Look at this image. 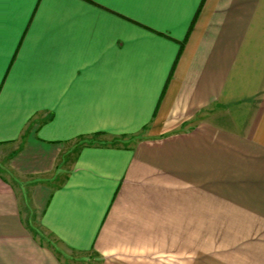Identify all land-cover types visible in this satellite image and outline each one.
<instances>
[{
  "label": "crops",
  "instance_id": "crops-1",
  "mask_svg": "<svg viewBox=\"0 0 264 264\" xmlns=\"http://www.w3.org/2000/svg\"><path fill=\"white\" fill-rule=\"evenodd\" d=\"M0 264H264V0H0Z\"/></svg>",
  "mask_w": 264,
  "mask_h": 264
},
{
  "label": "rangeland",
  "instance_id": "rangeland-1",
  "mask_svg": "<svg viewBox=\"0 0 264 264\" xmlns=\"http://www.w3.org/2000/svg\"><path fill=\"white\" fill-rule=\"evenodd\" d=\"M2 152H4V150H0V157H3V153ZM87 264H89V263H87Z\"/></svg>",
  "mask_w": 264,
  "mask_h": 264
}]
</instances>
